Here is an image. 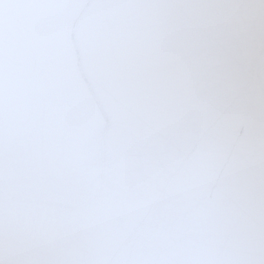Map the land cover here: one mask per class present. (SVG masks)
<instances>
[{"label":"water","instance_id":"water-1","mask_svg":"<svg viewBox=\"0 0 264 264\" xmlns=\"http://www.w3.org/2000/svg\"><path fill=\"white\" fill-rule=\"evenodd\" d=\"M0 264H264V0H0Z\"/></svg>","mask_w":264,"mask_h":264}]
</instances>
